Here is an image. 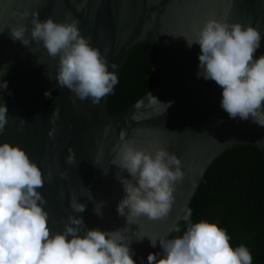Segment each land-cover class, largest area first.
Instances as JSON below:
<instances>
[{
  "label": "water",
  "instance_id": "water-1",
  "mask_svg": "<svg viewBox=\"0 0 264 264\" xmlns=\"http://www.w3.org/2000/svg\"><path fill=\"white\" fill-rule=\"evenodd\" d=\"M25 12L28 17L21 19ZM37 12L41 20L47 16L57 22L78 20L81 34L106 56L109 71L115 73L138 41L151 42L155 54L148 74L158 75L159 80L115 113L106 109L109 94L99 105L79 100L56 84L57 61L42 45L33 42L30 51L10 38L11 27L25 23L30 28ZM208 18L251 25L262 37L264 0H0V82H7V89H0V103L6 105L9 121L0 133V143L22 147L41 169L45 183L38 191L47 201L43 207L53 233L63 230L69 214L76 215L69 206L74 196L86 205L78 215L87 228L121 230L132 239L136 264H148L147 255L158 253L159 242L152 247L147 237L139 242L135 239L167 238L169 227L176 224L181 209L204 180L209 162L237 143L252 144L261 152L264 206V127L251 118H229L220 105L222 89L197 76L199 45L189 48L179 37L191 38L193 30ZM113 63L116 69L111 68ZM52 90H57L56 98L44 121V93ZM149 93L160 102L172 103L163 113L164 105L154 103ZM122 131L126 132L124 139L138 147L149 151L166 147L182 162L184 179L176 185L175 203L165 220L138 217L127 222L116 212L124 192L115 177L119 170L111 160L114 147L122 143ZM69 149L74 150V164L66 162ZM103 169L108 170L106 175ZM88 189L93 201L88 200ZM97 201L105 202L103 217L93 211Z\"/></svg>",
  "mask_w": 264,
  "mask_h": 264
},
{
  "label": "clouds",
  "instance_id": "clouds-1",
  "mask_svg": "<svg viewBox=\"0 0 264 264\" xmlns=\"http://www.w3.org/2000/svg\"><path fill=\"white\" fill-rule=\"evenodd\" d=\"M28 15L23 13L21 19ZM38 16L37 12L30 20V28L25 23L11 27L10 38L30 51L33 42L42 45L48 56L57 61L56 84L81 101L99 105L118 83L115 71H109L106 56L81 34L78 20L57 22L51 16L43 20ZM179 37L185 39L189 48L199 45L197 76L214 81L222 89L220 105L229 118H251L264 127V55L254 58L260 32L251 25L229 22L226 18H208L193 30L191 38ZM116 67L111 65L112 69ZM46 74L52 80L51 74ZM0 89H7L6 81L0 82ZM44 95L49 97L51 92L45 91ZM153 102L164 105L163 113L172 103L160 102L155 97ZM7 111L6 105L0 103V133L9 122ZM125 136L122 131V143L114 147L111 160L119 170L115 177L124 192L116 212L127 222L138 217L165 220L175 203L176 185L184 179L182 162L166 147L149 151L125 140ZM69 152L66 162L74 164V150ZM103 173L106 175L108 170L103 169ZM44 183L41 169L22 147L0 143V264H136L130 248L132 239L119 229L87 228L78 215L86 210V205L74 196L69 206L76 215L69 214L63 230L53 233L43 207L47 201L38 191ZM88 200H94L89 189ZM104 203L94 204L93 211L99 217H103ZM181 212L177 219L187 225L182 235L172 239H135L139 242L147 237L152 247L159 242L161 252L149 253L148 264H252L249 249L244 245L233 248L227 232L216 223H193L192 209L187 205ZM171 232H180L178 224L169 227Z\"/></svg>",
  "mask_w": 264,
  "mask_h": 264
},
{
  "label": "trees",
  "instance_id": "trees-1",
  "mask_svg": "<svg viewBox=\"0 0 264 264\" xmlns=\"http://www.w3.org/2000/svg\"><path fill=\"white\" fill-rule=\"evenodd\" d=\"M154 54V46L147 40L138 41L126 53L116 73L118 83L108 95V113L122 110L159 80L158 75L148 74ZM261 55H264V34L254 58ZM50 92L42 102L44 121L57 90ZM203 177L187 205L192 209V222L216 223L227 232L233 248L246 246L252 255V264H264L263 160L259 149L248 143L231 145L209 162ZM176 224L180 232H171L166 239L186 231L187 225L182 219Z\"/></svg>",
  "mask_w": 264,
  "mask_h": 264
}]
</instances>
